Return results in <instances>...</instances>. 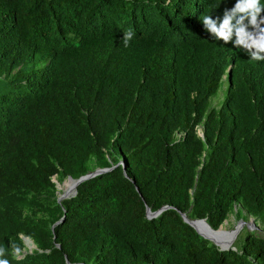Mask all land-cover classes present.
<instances>
[{
	"label": "trees",
	"instance_id": "1",
	"mask_svg": "<svg viewBox=\"0 0 264 264\" xmlns=\"http://www.w3.org/2000/svg\"><path fill=\"white\" fill-rule=\"evenodd\" d=\"M236 205L264 222V0H0V264H264L180 215Z\"/></svg>",
	"mask_w": 264,
	"mask_h": 264
},
{
	"label": "rangeland",
	"instance_id": "2",
	"mask_svg": "<svg viewBox=\"0 0 264 264\" xmlns=\"http://www.w3.org/2000/svg\"><path fill=\"white\" fill-rule=\"evenodd\" d=\"M226 87L227 81L223 78L222 86L218 90L217 94L210 100L211 107H216L222 101L226 92ZM197 132L198 135L202 134V128L198 127ZM52 180L55 183V197H57V199H62V197L65 196L66 192L70 189L71 185L68 184L66 180L58 182L56 177H53ZM239 211H241L239 205L233 207L232 211L228 214L226 220L221 225V234L216 237H209L218 245L219 248L226 247L227 245L229 247L234 245L240 246L247 234L264 236V222L255 220L254 218H248V220L242 219V216H245L246 212L242 210V213L239 214ZM241 222H243L242 225ZM24 241L28 251H32L35 248L32 240L24 238Z\"/></svg>",
	"mask_w": 264,
	"mask_h": 264
},
{
	"label": "water",
	"instance_id": "3",
	"mask_svg": "<svg viewBox=\"0 0 264 264\" xmlns=\"http://www.w3.org/2000/svg\"><path fill=\"white\" fill-rule=\"evenodd\" d=\"M229 71V70H228ZM199 136L202 138L203 137V133L202 134H199ZM121 164V163H119ZM107 169H96L95 171L93 172H90L88 173L87 175L83 176V177H80L79 179L75 180V179H72L71 177H68L66 179L67 183L71 185L70 189L66 192L65 196L62 197V199H65V198H68V196H70L71 194H74L75 193V190H76V187L77 185H79L80 183L84 182V181H87L89 179H92L94 178L96 175L98 174H101L102 172H105ZM126 170V167L123 166V171L125 172ZM62 199H58V201L62 200ZM171 207L169 206H164L162 207L159 211H157L156 213H152L150 211L149 208L146 209V214H147V217L150 218V217H155L157 215H159L160 213H162L164 210H167ZM181 215V218L183 219V221L188 224L189 226H191L201 237H203L204 239L210 241L211 243H213L215 246L218 247V245L213 242L208 236H206L200 229L201 227H205V229H207L208 231L212 232V233H220V230H221V226H219V228L217 230H214L212 229L206 219H188V217L186 216V214H180ZM252 221V219H251ZM224 223V222H223ZM243 224V222H241V225ZM200 227V229H199ZM233 247V246H232ZM228 248H231L229 247L228 245L226 247H223V248H220V250H223V249H228Z\"/></svg>",
	"mask_w": 264,
	"mask_h": 264
},
{
	"label": "bare ground",
	"instance_id": "4",
	"mask_svg": "<svg viewBox=\"0 0 264 264\" xmlns=\"http://www.w3.org/2000/svg\"><path fill=\"white\" fill-rule=\"evenodd\" d=\"M199 229H200V227H199ZM200 230L208 237H216V236L221 234V232L219 234L218 233H212V232L208 231L207 229H205L204 227H201Z\"/></svg>",
	"mask_w": 264,
	"mask_h": 264
},
{
	"label": "built area",
	"instance_id": "5",
	"mask_svg": "<svg viewBox=\"0 0 264 264\" xmlns=\"http://www.w3.org/2000/svg\"><path fill=\"white\" fill-rule=\"evenodd\" d=\"M182 136H183L182 133H175V137H176L177 139L181 138Z\"/></svg>",
	"mask_w": 264,
	"mask_h": 264
}]
</instances>
